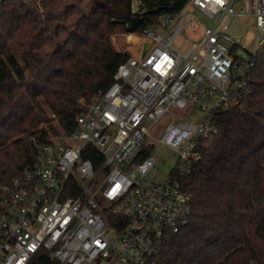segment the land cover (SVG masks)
<instances>
[{
    "label": "built area",
    "instance_id": "2783aa9c",
    "mask_svg": "<svg viewBox=\"0 0 264 264\" xmlns=\"http://www.w3.org/2000/svg\"><path fill=\"white\" fill-rule=\"evenodd\" d=\"M194 11L212 24L200 42L176 53L171 42ZM239 17L253 19L260 49L264 0H188L180 13L138 34L147 50L119 65L70 133L56 122L46 141L30 138L31 165L0 185V264H28L39 251L60 264L154 262L164 238L187 227L192 213L193 198L176 176L190 174L197 141L218 133L216 114L240 108L249 95L246 75L258 51L247 55L224 22ZM200 32L193 27L188 35L197 39ZM190 106L203 113L200 122H175L172 111ZM166 113L172 122L157 138L150 129ZM160 147L172 151L175 164L154 184L148 174Z\"/></svg>",
    "mask_w": 264,
    "mask_h": 264
},
{
    "label": "trees",
    "instance_id": "16d2710c",
    "mask_svg": "<svg viewBox=\"0 0 264 264\" xmlns=\"http://www.w3.org/2000/svg\"><path fill=\"white\" fill-rule=\"evenodd\" d=\"M11 1L0 2V185L31 165L32 136L46 141L55 132L42 124L56 120L70 133L128 52L140 48L138 34L161 16L180 13L188 0H138V12L135 0H67V20L73 12L79 17L63 39L60 24L38 17L37 3L49 0H26L5 13ZM25 28L28 43L18 60L10 40ZM112 35H124V47ZM40 41L49 49H39ZM253 60L249 95L240 108L216 114L218 133L197 141L199 159L189 175L176 176L193 198L188 226L167 235L150 264H264V45ZM28 264L60 263L39 251Z\"/></svg>",
    "mask_w": 264,
    "mask_h": 264
},
{
    "label": "rangeland",
    "instance_id": "374dc122",
    "mask_svg": "<svg viewBox=\"0 0 264 264\" xmlns=\"http://www.w3.org/2000/svg\"><path fill=\"white\" fill-rule=\"evenodd\" d=\"M25 2L26 0H12L10 2V5H8L7 8L5 9L6 11L5 13H13V11H15L16 9L19 11L21 9L22 4ZM71 3L73 5L78 4V0H72ZM80 5H83V2ZM139 5H140V1L138 0L133 1L132 11L138 12ZM65 7H67V0H49L47 4L45 5L42 4L41 2H38L36 5V9H37V13H38V17L40 21H44L45 18H49L50 25L51 24L56 25L58 23L65 29V30H62V32L59 33L58 35L59 37H62L61 39H63V37L67 34V24H69L70 21H74L75 19L79 17V14H77V12H73L69 17L71 20H67V14H65L67 12V9L64 10ZM57 12H60L61 14L59 17L55 18V14ZM63 12L65 16H63ZM20 13L23 14V12L21 11ZM0 21H1V18H0ZM190 21L192 22V24L189 23ZM224 22L232 23L233 30L238 35V42L240 46L243 47L247 51V55L248 54L253 55L258 51L259 49L258 40L259 39H258V35L255 32V25H254L253 19L248 18V17H239V18H233V19H226ZM211 24H212V21L204 17L198 11H194L193 13L188 14V16L185 19L186 29L183 30L181 34L177 35L171 42V47L173 51L179 54H184L189 49L192 43L200 42L202 38V31L204 30L205 27L210 26ZM193 27L200 28L201 30V32L198 34L197 39H194L188 35V30ZM157 30L163 32L161 29H157ZM26 32H27V28H25V31L22 30L21 33L16 34L13 40H10V44L12 46L13 52L16 55L18 60H19V57H20V54L23 48L26 47V44L28 43ZM117 38H118L117 39L118 45L121 48L124 47V42H125L124 35H119V37ZM109 41H110V38H109ZM39 49L48 50L49 42L40 41ZM172 114L175 116V122H178V121L185 122V121L191 120L195 124H198L203 117V113L200 110H198L195 107H191V106L186 108L183 111L174 110L172 111ZM171 122H172V115L170 113H166L163 117H161L160 120H158L157 123L152 125L150 129V133L156 136L157 138H160L166 126L170 124ZM149 124L150 123H148V125ZM48 125H51L55 128L56 120H51L50 122L42 124L43 127H47ZM153 154L155 156L156 162H155L154 169L151 170L150 173L148 174V180L149 182L154 183V184H161L165 181L170 171L174 167L175 159H174L172 151L164 147H160L159 149L155 148ZM108 238H112L113 240L116 241V244L119 245L118 235L112 232L111 230H108ZM91 264H106V263L105 262H101V263L93 262Z\"/></svg>",
    "mask_w": 264,
    "mask_h": 264
},
{
    "label": "crops",
    "instance_id": "0c3cea01",
    "mask_svg": "<svg viewBox=\"0 0 264 264\" xmlns=\"http://www.w3.org/2000/svg\"><path fill=\"white\" fill-rule=\"evenodd\" d=\"M112 36H116V35H112ZM112 36H110V37H112ZM116 37H119V35L116 36ZM120 37H121V36H120ZM140 42H141V46H140V48H138V49L135 50L134 52H133V51L128 52L130 55L138 56V55H141L145 50H147V48H148V44H147V43H146V44H143V47H142V40H141ZM117 43H118V41H117Z\"/></svg>",
    "mask_w": 264,
    "mask_h": 264
},
{
    "label": "water",
    "instance_id": "95a60500",
    "mask_svg": "<svg viewBox=\"0 0 264 264\" xmlns=\"http://www.w3.org/2000/svg\"><path fill=\"white\" fill-rule=\"evenodd\" d=\"M237 55H239V56L245 58V54H244L243 52H241V51H237Z\"/></svg>",
    "mask_w": 264,
    "mask_h": 264
}]
</instances>
